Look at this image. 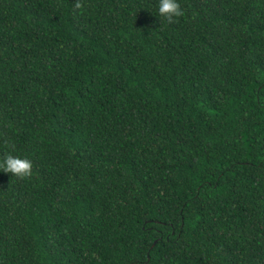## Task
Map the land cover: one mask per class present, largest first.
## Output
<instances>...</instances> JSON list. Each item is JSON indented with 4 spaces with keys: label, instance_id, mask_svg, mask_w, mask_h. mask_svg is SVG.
Masks as SVG:
<instances>
[{
    "label": "trees",
    "instance_id": "16d2710c",
    "mask_svg": "<svg viewBox=\"0 0 264 264\" xmlns=\"http://www.w3.org/2000/svg\"><path fill=\"white\" fill-rule=\"evenodd\" d=\"M179 3L0 0V264H264V0Z\"/></svg>",
    "mask_w": 264,
    "mask_h": 264
},
{
    "label": "clouds",
    "instance_id": "9594fccd",
    "mask_svg": "<svg viewBox=\"0 0 264 264\" xmlns=\"http://www.w3.org/2000/svg\"><path fill=\"white\" fill-rule=\"evenodd\" d=\"M80 5L77 4V7ZM184 15L179 0H157L156 14L159 19L169 23ZM33 162L27 157L13 155L11 152L0 158V171L16 177H28L32 174Z\"/></svg>",
    "mask_w": 264,
    "mask_h": 264
}]
</instances>
